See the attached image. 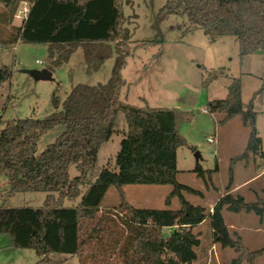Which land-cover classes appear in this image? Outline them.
Instances as JSON below:
<instances>
[{
  "label": "trees",
  "instance_id": "obj_1",
  "mask_svg": "<svg viewBox=\"0 0 264 264\" xmlns=\"http://www.w3.org/2000/svg\"><path fill=\"white\" fill-rule=\"evenodd\" d=\"M20 1L0 0V30L11 24ZM28 12L15 31L3 36L0 43L11 46L17 41L44 43L48 46L53 72L70 60L81 48L86 72L101 68L116 53L111 75L106 82L77 83L61 98L52 97L57 108L44 117H24L4 121L0 128V177L8 178L7 192H47L42 206L10 207L0 204V233H7L17 248L34 249L35 264L63 261L58 257L78 256L80 264H194L195 247L200 239L191 228L209 218L213 241L233 248L238 256L232 264L247 259L254 262L264 255V246L249 249L241 238L231 236L223 209L253 211L264 217V198L247 201L235 194L233 168L225 193L212 211L186 199L184 192L203 196L199 189L177 180V151L187 146L182 124L194 117L192 110L133 105L121 98L126 80L122 69L132 53V32L126 26L124 5L131 0H26ZM3 6V8H1ZM24 8V7H23ZM160 15H180L193 28H201L211 41L235 36L241 56L264 53V0H167ZM143 40L141 45L153 43ZM225 72L211 71L207 81ZM11 76L8 66L0 67V85ZM241 80L231 78L227 96L207 103L212 112L222 113L220 123L241 115L250 128L244 151L231 163L247 159L250 154L264 160L262 139L256 128L253 99L244 105ZM258 90L255 94H257ZM120 113L125 115L127 130L116 154L114 167H104L95 181L89 171L95 165L101 145L113 135ZM63 125L65 130L54 142L37 154L43 134ZM75 165L78 175L70 176ZM204 176L200 163L194 169ZM169 184L178 209L140 208L125 197L126 184ZM119 191V203L102 207L109 188ZM78 203L66 205V201ZM189 227V228H187ZM169 230L168 234L164 232Z\"/></svg>",
  "mask_w": 264,
  "mask_h": 264
},
{
  "label": "rangeland",
  "instance_id": "obj_2",
  "mask_svg": "<svg viewBox=\"0 0 264 264\" xmlns=\"http://www.w3.org/2000/svg\"><path fill=\"white\" fill-rule=\"evenodd\" d=\"M166 1L131 0V4L124 5L126 26L132 32V53L122 69L127 83L122 88L121 98L138 106L148 104L194 112L192 120L180 127L188 145L177 151V180L203 192V196L184 192L191 203L204 206L207 212L212 211L215 202L225 193L231 167L232 191L235 194L242 195L247 201L264 198V160L250 154L247 159L231 163L234 156L244 151L250 128L244 125L241 115L220 123L224 115L210 111L207 106L209 100L225 98L231 78H239L244 105L254 97L256 128L264 151V53L257 51L241 56L235 36H222L211 41L201 28L191 27L185 17L160 15ZM25 5L30 3L26 0L19 2L12 23L0 30L3 36L15 31L12 26L22 24ZM143 40L154 42L141 45ZM115 57L113 52L99 70L87 73L83 51L79 48L68 62L54 67L51 79H36L28 71L46 68L49 63L47 44L17 41L8 46L0 43V67L8 66L11 71V76L0 85V128L4 126V121L46 116L57 109L51 103L52 97L59 95L64 98L77 83L106 82ZM222 68L223 75L206 82L211 71ZM64 130L63 125H58L43 134L36 153L40 154ZM126 130L125 115L120 113L113 135L101 145L97 161L89 171L91 181L97 179L104 167H114ZM208 136H215L217 142L210 143ZM197 163L211 173L198 175L194 171ZM69 172L71 177L79 173L75 165L70 167ZM7 188L8 178L0 177V204L5 206L39 207L47 196V192L35 191L9 195ZM172 189L169 184L132 183L123 187L126 199L136 207L178 209L177 197L170 204L165 201ZM119 198V191L111 186L102 207L117 205ZM76 203L78 200L65 202L66 205ZM223 216L232 237L239 236L250 250L264 246V217L261 221L253 211L235 212L227 208L223 209ZM191 231L201 241L200 246L195 247L198 257L194 264H232L238 256L233 248L222 247L213 241L209 218ZM164 233L168 234L169 230ZM38 258L34 249L14 247L9 234L0 233V264H35ZM58 258L65 260L53 264H80L78 256ZM239 264H264V255L254 262L244 259Z\"/></svg>",
  "mask_w": 264,
  "mask_h": 264
},
{
  "label": "water",
  "instance_id": "obj_3",
  "mask_svg": "<svg viewBox=\"0 0 264 264\" xmlns=\"http://www.w3.org/2000/svg\"><path fill=\"white\" fill-rule=\"evenodd\" d=\"M28 72L31 73L36 79H51L53 74V72L48 68H45L43 70H30ZM196 156H199L198 152H196Z\"/></svg>",
  "mask_w": 264,
  "mask_h": 264
},
{
  "label": "built area",
  "instance_id": "obj_4",
  "mask_svg": "<svg viewBox=\"0 0 264 264\" xmlns=\"http://www.w3.org/2000/svg\"><path fill=\"white\" fill-rule=\"evenodd\" d=\"M22 12L24 13V17H25V15H26L27 12H28V7H27V6L24 7V8L22 9ZM39 62H41V61H39ZM205 111H207V110L205 109ZM207 140H208L210 143H216V142H217V139H216L215 136H208V137H207Z\"/></svg>",
  "mask_w": 264,
  "mask_h": 264
},
{
  "label": "crops",
  "instance_id": "obj_5",
  "mask_svg": "<svg viewBox=\"0 0 264 264\" xmlns=\"http://www.w3.org/2000/svg\"><path fill=\"white\" fill-rule=\"evenodd\" d=\"M27 5L23 6V7H26Z\"/></svg>",
  "mask_w": 264,
  "mask_h": 264
}]
</instances>
